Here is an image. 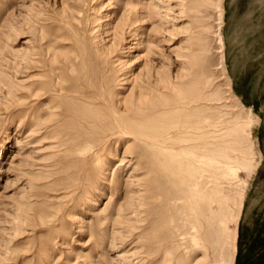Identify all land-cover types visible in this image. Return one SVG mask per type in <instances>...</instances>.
<instances>
[{
  "label": "rangeland",
  "instance_id": "rangeland-1",
  "mask_svg": "<svg viewBox=\"0 0 264 264\" xmlns=\"http://www.w3.org/2000/svg\"><path fill=\"white\" fill-rule=\"evenodd\" d=\"M0 264H264V0H0Z\"/></svg>",
  "mask_w": 264,
  "mask_h": 264
},
{
  "label": "bare ground",
  "instance_id": "bare-ground-1",
  "mask_svg": "<svg viewBox=\"0 0 264 264\" xmlns=\"http://www.w3.org/2000/svg\"><path fill=\"white\" fill-rule=\"evenodd\" d=\"M205 2L210 4V0H205ZM218 44L221 45L220 39ZM133 134L145 137L139 132ZM216 198L217 194L215 192L209 193L207 197L201 196L197 203L188 207V213L185 212L184 214L190 222L187 227H184L183 236H188L195 248L201 249L207 246L208 243H215L219 235H225L224 218L217 213L221 203Z\"/></svg>",
  "mask_w": 264,
  "mask_h": 264
}]
</instances>
